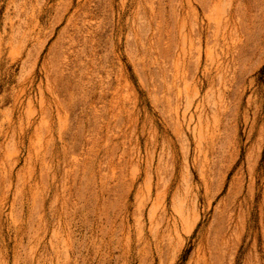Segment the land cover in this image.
Masks as SVG:
<instances>
[{"label":"rangeland","instance_id":"rangeland-1","mask_svg":"<svg viewBox=\"0 0 264 264\" xmlns=\"http://www.w3.org/2000/svg\"><path fill=\"white\" fill-rule=\"evenodd\" d=\"M0 264H264V0H0Z\"/></svg>","mask_w":264,"mask_h":264}]
</instances>
